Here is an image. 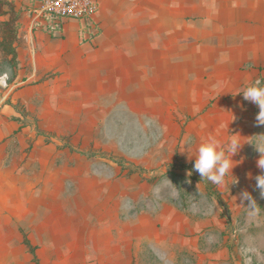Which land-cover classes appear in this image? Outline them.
I'll return each instance as SVG.
<instances>
[{
	"label": "rangeland",
	"instance_id": "rangeland-1",
	"mask_svg": "<svg viewBox=\"0 0 264 264\" xmlns=\"http://www.w3.org/2000/svg\"><path fill=\"white\" fill-rule=\"evenodd\" d=\"M25 27L18 68L0 59L1 257L24 262L27 243L40 264H54L45 243L59 240L93 248L90 257L57 264H264V198L255 179L264 173L256 148L264 143L233 156L232 174L215 184L222 205L184 152L190 138L195 156L194 88L173 98L163 87H117L115 63L100 44L91 48L105 66L96 60L89 69L105 73V82L81 67L84 86L52 82L64 71L36 79L28 62L22 66ZM243 191L255 211L241 204Z\"/></svg>",
	"mask_w": 264,
	"mask_h": 264
},
{
	"label": "crops",
	"instance_id": "crops-1",
	"mask_svg": "<svg viewBox=\"0 0 264 264\" xmlns=\"http://www.w3.org/2000/svg\"><path fill=\"white\" fill-rule=\"evenodd\" d=\"M14 1L28 8L22 11L27 57L21 60L31 77L64 71L52 82L80 87L81 67L90 79L105 82V73L89 69L96 60L105 66L91 48L100 44L99 52L115 63L111 80L117 87H163L172 89L173 98L178 89L194 88V150L210 136L245 141L239 151L256 139L264 143L258 106L237 94L257 79L264 82V0H96L92 22L50 16L37 0ZM72 244L49 240L45 246L54 264L92 255V244ZM29 254L22 263L0 256V264H40L37 251V261Z\"/></svg>",
	"mask_w": 264,
	"mask_h": 264
},
{
	"label": "clouds",
	"instance_id": "clouds-1",
	"mask_svg": "<svg viewBox=\"0 0 264 264\" xmlns=\"http://www.w3.org/2000/svg\"><path fill=\"white\" fill-rule=\"evenodd\" d=\"M245 101L251 102L258 106L259 112L256 116L258 124L264 125V82L260 79L255 80L245 86L242 92ZM241 142L239 139L229 137L226 141H221L214 136L208 137L201 142L195 149V156L192 157L193 151L192 142L189 138L185 141V151L189 159L194 158V170L200 174L202 178H206L216 185H223L226 182V177L229 173L232 174V169L235 166L233 156L238 153ZM257 150L262 154L257 161V166L264 170V146L256 145ZM256 188L260 190V196L264 198V173L257 175ZM241 204L247 201L248 208L253 211L257 208L256 200L248 191H243L240 194Z\"/></svg>",
	"mask_w": 264,
	"mask_h": 264
},
{
	"label": "trees",
	"instance_id": "trees-1",
	"mask_svg": "<svg viewBox=\"0 0 264 264\" xmlns=\"http://www.w3.org/2000/svg\"><path fill=\"white\" fill-rule=\"evenodd\" d=\"M21 19L22 9L18 8L14 0H0V59L9 63L12 68L19 66L18 48L21 42ZM208 193L214 196L213 192L218 194L216 199L223 204L221 193L215 189V184L205 179ZM212 189H215L212 191ZM230 220V216L227 215ZM27 244V243H26ZM33 255L34 261H37L36 247L27 244Z\"/></svg>",
	"mask_w": 264,
	"mask_h": 264
},
{
	"label": "built area",
	"instance_id": "built-area-1",
	"mask_svg": "<svg viewBox=\"0 0 264 264\" xmlns=\"http://www.w3.org/2000/svg\"><path fill=\"white\" fill-rule=\"evenodd\" d=\"M44 13L58 19L74 18L93 21L99 10L96 0H37Z\"/></svg>",
	"mask_w": 264,
	"mask_h": 264
}]
</instances>
